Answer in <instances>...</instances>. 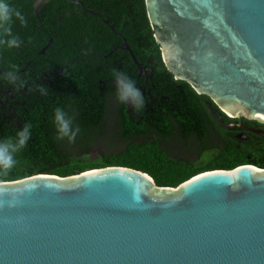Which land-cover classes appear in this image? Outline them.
Instances as JSON below:
<instances>
[{"label": "water", "instance_id": "1", "mask_svg": "<svg viewBox=\"0 0 264 264\" xmlns=\"http://www.w3.org/2000/svg\"><path fill=\"white\" fill-rule=\"evenodd\" d=\"M144 2L165 67L208 97L214 120L264 125V0ZM0 264H264V168L206 170L177 187L119 165L0 181Z\"/></svg>", "mask_w": 264, "mask_h": 264}, {"label": "trees", "instance_id": "2", "mask_svg": "<svg viewBox=\"0 0 264 264\" xmlns=\"http://www.w3.org/2000/svg\"><path fill=\"white\" fill-rule=\"evenodd\" d=\"M58 1V10L53 17L46 7L41 11L43 26L31 13L33 0H10L12 6L25 15L27 23L25 27L14 20L12 29L19 35L22 45L18 49L0 48V68L6 72L12 66L18 71L26 67V74L21 76L27 83L24 88L14 91L3 81L5 88L10 87L14 91V96L8 95L4 102L0 100V140L14 139L16 131L25 123L31 124L32 136L27 146L15 154V167L7 173H0V181L22 179L38 173L65 177L91 168L119 165L148 173L158 186L177 187L206 170L233 169L242 164L264 168V125L242 118L246 125L261 127L262 132L247 131V138L240 139L238 129L242 128H226L212 118L205 103L208 97L197 94L187 82L174 79L162 61L144 0H83L90 8L103 10L110 16L109 22L114 23L116 30L128 38L142 64L148 65L147 60L152 59L156 65V70L150 74L154 78L152 83L157 87V93L153 92L157 99L155 109L160 113L151 117L145 115V118L134 117L132 124L122 114L123 117L114 118L107 127L110 112L108 95L116 96V86L111 80L120 62L123 61V66L127 67L125 74L136 82L137 87L139 83L143 85L144 80L138 77V67L133 61L121 58L124 55L121 51L113 57L117 64L99 70L100 65H105V51L101 48L104 39L102 33L94 35V32H102L101 27L93 29L85 38L86 46L88 38L93 42L99 40L96 44L99 47L97 53L100 54L95 58L86 57L83 74H80L86 78L84 83L77 84L78 51L74 54L70 44L79 43L78 27L57 29V16L68 12L69 5L67 0ZM75 16H66L64 20L77 22V14ZM85 16L93 19L86 12ZM50 36L54 40L53 45L46 54H39V49L48 43ZM112 36L113 42L118 44L119 38ZM55 65H60L62 69L56 72ZM47 68L55 72L51 77L52 85L48 81L43 82V72H48ZM37 84L47 86L46 95L37 91ZM161 88L173 96L172 100L177 101V108L181 112H197L195 126L190 127L184 122L180 125L179 141L186 153L161 148V135L173 132L171 124L161 129ZM202 106L212 122L210 141L205 132L206 124L201 120ZM57 107L73 117V127L80 129L73 142L67 138H56L53 116ZM222 117L224 122H232L227 115L222 114ZM110 135L113 136L104 142V138ZM101 145L108 149L98 154L96 149ZM116 146L120 149L113 151L112 148ZM192 155L196 158H189Z\"/></svg>", "mask_w": 264, "mask_h": 264}, {"label": "flooded vegetation", "instance_id": "3", "mask_svg": "<svg viewBox=\"0 0 264 264\" xmlns=\"http://www.w3.org/2000/svg\"><path fill=\"white\" fill-rule=\"evenodd\" d=\"M50 1L47 2V3H49L47 6H45L47 4L46 3L41 8L38 16L33 13L34 9L31 11L32 15H34L38 19L39 23L42 25H43V22H42V18H41V11L44 10L45 7L50 12L51 17H53V13L58 10L59 1L58 0H50ZM83 3L85 4V6L88 9L92 10L94 12V14L89 13L86 10H83L82 5L75 4L72 2H68V4H69L67 6L68 12L61 13L59 16H57L58 23L56 24V27L58 30H64V29H68V28L71 30V29L75 28L76 26L78 27L77 28L78 30H76V32L78 34L79 43L75 42L74 45L70 44V49H72L73 53L78 51V55L76 57L77 58V65L79 67V78H77V84L84 83V80L86 78L85 76L80 75V74H83L82 67L84 65L86 57L95 58L96 55L100 54V53H97V50H99V47L96 44L99 41L98 39H95L93 42L92 39L88 38V39H86L87 46L85 44V38H87V35L92 33L93 29H95V28L103 27L102 32L100 30H95V32H94V35L95 34L99 35V33H102L103 39H104V46L101 48H104V51H105L104 56H103L105 65H100L99 70H103L104 68L109 67L110 64H117L118 61L113 59V57L120 51L124 53V55L121 56L122 59L126 58V60L133 61L132 57L130 56L129 51L123 47L124 44H127L130 46V43L128 42V38L118 31H117V33L113 32L109 28V24L114 25V23L109 22L110 16H108L106 14V12L103 10H95L93 8H90L84 1H83ZM32 8H33V2H32ZM81 12H83V14H81ZM85 12L90 14L93 19H90L87 16H85ZM75 14H77V20H78L77 22L76 21L69 22L67 20H64L66 16L76 18ZM114 27H115V25H114ZM46 32L50 33V31H46ZM70 32H72V31H70ZM72 33H74V32H72ZM112 35L119 38L118 44L113 42V36ZM51 39L53 40V38L50 36V40ZM50 40L48 41V43L50 42ZM53 43H54V40L49 47H51L53 45ZM46 45H43L39 49V54H46V51L49 49V47L45 49L44 53H41V50ZM161 57H162V55H161ZM139 62L141 64L142 68L141 69L138 68V77L140 78V80H142V79L144 80V84L141 85L139 83L138 88H140L141 91L143 92L146 106L141 111L135 112L132 110V108L129 105L121 104L120 102H118L115 95H108L110 112H109V119L107 120V125H106L107 127H110L114 118H121L120 116H122V114L126 118L125 120L127 121V119H130V122L132 124L134 117L138 116L141 118H145V115H147V117H149V116L151 117L155 114L160 113V111H157L155 109V106L157 105V99L154 97L153 92L157 93V87L155 86L154 83H152V81H154V78L150 74L151 72H154L156 70V65L154 64V61L152 59L147 60V63H149L148 65L142 64L141 61H139ZM55 67L57 69L56 72L58 70L62 69V67L60 65H55ZM126 69H127V67H124L123 61H121L120 65H118V71L125 73ZM47 70H49V71L43 72L44 73L43 82L46 83V81H48L49 85H52L53 82H52L51 77L54 75L55 72H53V70L51 71L48 68H47ZM26 71H27L26 67L19 69V73L21 75H25ZM0 72H3L2 68H0ZM161 80H164V79H161ZM101 81L102 80H100V83H101ZM111 81L115 83L114 78ZM105 88H107V87H105ZM8 95L14 96V91L10 87L5 88V86L3 84V80H0V100L3 101V99L5 100V98L8 99L7 98ZM172 98H173V96L171 94L164 92L161 88V129L165 128L167 126V124H171L172 130H173V132L170 135H161V148L169 149V150H176L179 153H181L183 150L186 153L187 152L186 149L181 147V142L179 141V139H180L179 138L180 125H181V123L184 122V123L189 124L190 127L195 126V124L197 122V117H196L197 112L194 111V112H191L190 114H188V112H181V110L177 108V101L172 100ZM147 99H149V100H147ZM206 100H205V103H206ZM201 114H202L201 120L203 121L204 124H206L205 125V127H206L205 132H206L207 136L209 137L208 140L210 141L211 133H212V122H211L209 116L207 115V113L205 112V109H203V106L201 107ZM222 114H224V113H222ZM230 118H232L231 123H234L235 125H234V127H226V128H231V129H235V130L237 128H242V129H238V137L240 139H246L247 138V133H246L247 131H253L255 133H261L262 132L261 127H257V126H253V125H246L245 123H243L241 117H234V118L230 117ZM146 122H148V121H146ZM149 123H153V122L149 121ZM240 135H246V137L241 138Z\"/></svg>", "mask_w": 264, "mask_h": 264}, {"label": "clouds", "instance_id": "4", "mask_svg": "<svg viewBox=\"0 0 264 264\" xmlns=\"http://www.w3.org/2000/svg\"><path fill=\"white\" fill-rule=\"evenodd\" d=\"M14 20H18L21 25L27 23L25 15L13 7L10 0H0V48L21 47L22 41L12 29ZM113 77L117 101L129 105L135 112L144 109L145 98L143 92L136 86V82L120 71H114ZM0 80L6 81L14 91L24 88L27 83L15 66L6 72H0ZM36 89L42 95L47 94L46 85L37 84ZM53 120L56 138L58 140L67 138L69 142H73L80 131L79 127H73V117H70L63 108L57 107L54 110ZM31 127V124L25 123L16 131L14 139L0 140V173H7L15 167L17 163L15 154L27 146L32 136Z\"/></svg>", "mask_w": 264, "mask_h": 264}, {"label": "rangeland", "instance_id": "5", "mask_svg": "<svg viewBox=\"0 0 264 264\" xmlns=\"http://www.w3.org/2000/svg\"><path fill=\"white\" fill-rule=\"evenodd\" d=\"M113 135H110V136H108V137H105L104 139H106L104 142H107L108 141V138H111ZM103 139V140H104ZM119 146H116L115 148L113 147L112 148V150L113 151H117V150H119L120 148H118ZM118 148V149H117ZM108 148L105 146V145H101V146H99L96 150V153H101L103 150H107ZM95 156V154L93 155V157ZM194 156L192 155V156H190L189 158H193ZM194 158H196V157H194Z\"/></svg>", "mask_w": 264, "mask_h": 264}]
</instances>
